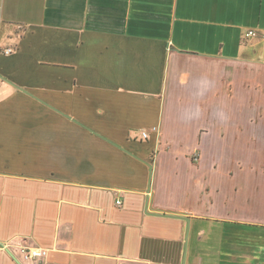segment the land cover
<instances>
[{
	"label": "crops",
	"instance_id": "obj_1",
	"mask_svg": "<svg viewBox=\"0 0 264 264\" xmlns=\"http://www.w3.org/2000/svg\"><path fill=\"white\" fill-rule=\"evenodd\" d=\"M0 79V264H264V0H0Z\"/></svg>",
	"mask_w": 264,
	"mask_h": 264
},
{
	"label": "built area",
	"instance_id": "obj_2",
	"mask_svg": "<svg viewBox=\"0 0 264 264\" xmlns=\"http://www.w3.org/2000/svg\"><path fill=\"white\" fill-rule=\"evenodd\" d=\"M257 33L254 29H250L249 31H247L245 33V37H253L255 36ZM15 51L14 47H8L4 50L5 53L10 54L13 53ZM1 79H0V84H1ZM140 134L142 138H148L149 136V132L146 129H141L140 130ZM117 204H121V201L118 200ZM22 255L25 259L31 260V259H40L43 257H46L48 255L49 249L46 248H42V247H27L22 245L20 247Z\"/></svg>",
	"mask_w": 264,
	"mask_h": 264
}]
</instances>
